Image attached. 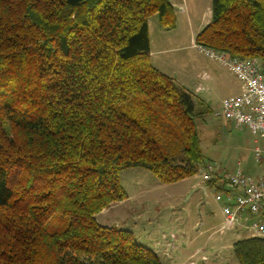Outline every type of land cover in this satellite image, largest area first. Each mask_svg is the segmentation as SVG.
<instances>
[{
    "label": "trees",
    "instance_id": "16d2710c",
    "mask_svg": "<svg viewBox=\"0 0 264 264\" xmlns=\"http://www.w3.org/2000/svg\"><path fill=\"white\" fill-rule=\"evenodd\" d=\"M156 14L175 27L169 0H0V264H162L96 220L128 199L123 171L167 184L204 163L196 122L210 110L152 65ZM195 44L264 73V0H213ZM233 251L264 264L262 237Z\"/></svg>",
    "mask_w": 264,
    "mask_h": 264
},
{
    "label": "rangeland",
    "instance_id": "374dc122",
    "mask_svg": "<svg viewBox=\"0 0 264 264\" xmlns=\"http://www.w3.org/2000/svg\"><path fill=\"white\" fill-rule=\"evenodd\" d=\"M172 1L176 19L173 29L177 26L173 32H180L185 48L153 54L152 61L161 62L160 67L164 69L161 72L177 79L186 91L209 108L205 119L196 122L204 163L196 175L167 184L144 169L123 171L120 182L129 198L115 204L110 214L99 215L96 219L100 225L131 231L137 243L155 253L162 264H239L233 251L234 237L221 234L227 232L226 229L221 231L225 222V200H216L217 192L207 186L203 177L208 167L213 168L215 175L232 174L239 168L238 161L242 163L241 170H249L256 163L255 140L260 141L259 145L264 140L249 129L236 128L214 115L225 99L242 90L239 80L220 61L191 47L187 20L194 25L200 20H209L213 0H169ZM149 20L153 49L159 44L162 28L169 32V42L179 41L171 32L173 29L161 25L157 14ZM259 173L263 174L261 169ZM260 215L252 218V223H264ZM64 227L63 223H55L51 228L61 231ZM233 230L235 242L250 236L242 227Z\"/></svg>",
    "mask_w": 264,
    "mask_h": 264
},
{
    "label": "built area",
    "instance_id": "2783aa9c",
    "mask_svg": "<svg viewBox=\"0 0 264 264\" xmlns=\"http://www.w3.org/2000/svg\"><path fill=\"white\" fill-rule=\"evenodd\" d=\"M209 57L220 61L241 83L240 95L225 99L215 117L236 127H245L253 135L264 140V73L262 63L251 58L241 60L229 58L225 54L198 47ZM254 159L264 166V147L254 150ZM205 183L222 182L226 192H217L216 200L224 201V225L222 230L235 229L248 222L249 215L255 216L264 208V173L253 177L240 168L232 174L220 177L212 167L204 174ZM256 236H264V224L251 223L247 226Z\"/></svg>",
    "mask_w": 264,
    "mask_h": 264
},
{
    "label": "crops",
    "instance_id": "0c3cea01",
    "mask_svg": "<svg viewBox=\"0 0 264 264\" xmlns=\"http://www.w3.org/2000/svg\"><path fill=\"white\" fill-rule=\"evenodd\" d=\"M172 6H174L175 7V5H173L174 3H173V1H172ZM211 21V17L209 18V20H205V21H202V20H200L199 22H196V24L194 25L192 22L190 23L189 22V20H187V23H188V31L190 32L189 34H190V40H191V47L192 46H194V47H197L198 48V46H196V44H195V38H196V36H197V34L200 32V31H202V29L206 26V25H208V23ZM179 23V22H178ZM176 29H177V26H176V28L175 29H173L171 32H173V31H176ZM166 30H163V28L162 29H160L159 30V33H160V41H159V44L156 46V48L155 49H153V47H152V45H153V41H152V39H151V30H150V20H149V38H150V60L152 61V55L154 54H158V55H160V54H164V53H166V52H168V51H180L181 49H183V48H185V47H183V40L180 38V32H173L174 33V36H177V37H179V41H177V42H175V43H171V42H169L170 41V34H169V32H165ZM199 49V48H198ZM154 61V60H153ZM153 61L151 62V63H153ZM160 63L161 62H159L158 63V61L156 62V63H153L152 65L156 68V69H158L160 72H161V70H164V69H162L161 67H160ZM163 74H165L164 72H162ZM166 75V74H165ZM167 76H169V75H167ZM171 77V76H170ZM174 79V78H173ZM176 80V82L180 85V86H182L183 88H185V86L183 85V84H181L177 79H175ZM241 90H242V88H241ZM241 93H239L238 95H240ZM238 95H236V96H238ZM235 97V96H234ZM229 98H231V97H229ZM233 124V123H232ZM234 125V124H233ZM235 126V125H234ZM236 127V126H235ZM237 128V127H236ZM238 128H240V127H238ZM255 144H256V147H255V149L257 148V147H264V141L262 142V145H259L260 144V141H258V140H255ZM257 165L258 164H256L255 163V166H251L250 168H249V170L248 169H246L245 168V170H242L243 172H245V174L247 173V174H251L252 176H259L260 175V173H259V171H260V169L262 170V172L264 173V166H260V165H258V168H257ZM242 166V163L240 162V161H238V163H237V168L239 167H241ZM259 173V174H258ZM220 177H222V176H224V175H226V173H223V174H218ZM220 183V182H219ZM219 183H217V185H219ZM207 186L208 187H210V188H213L214 190H215V192H218V188L217 187H212L211 185H208L207 184ZM206 189H204V191H205ZM129 198V197H128ZM122 202H124V201H122ZM115 204H117V203H115ZM115 204H113V205H111L108 209H105V210H103L101 213H99L97 216H96V218L99 216V215H107V214H110L111 213V211L116 207V205ZM118 204H121V202H119ZM261 215L260 216H262L263 215V217H264V208H263V210H262V212L260 213ZM259 215V214H258ZM258 215H255V216H258ZM255 216H251V215H249V217H248V222L246 223H244V226H240V227H242L243 229H245V230H247L249 233H250V236H248V237H246V239L247 238H251V237H259V236H256V235H254V233L247 227V226H249L253 221H251V219L252 218H254ZM97 220V219H96ZM260 222V221H259ZM261 224H264L263 222H260ZM103 226V225H102ZM107 227H110V226H107ZM235 229H237V228H235ZM227 230V232H221V234L223 235V237L224 236H227V237H229V235H230V237H234L233 238V240H232V242H234L235 243V237H236V235H235V233L233 232H231V231H234L233 229H226ZM221 231H224V230H221ZM131 232V231H130ZM236 232H237V230H236ZM234 245V244H233Z\"/></svg>",
    "mask_w": 264,
    "mask_h": 264
}]
</instances>
